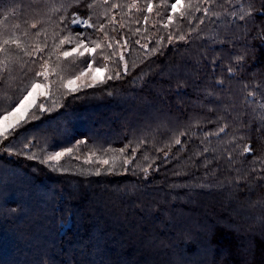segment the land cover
I'll return each instance as SVG.
<instances>
[{
    "label": "trees",
    "instance_id": "obj_1",
    "mask_svg": "<svg viewBox=\"0 0 264 264\" xmlns=\"http://www.w3.org/2000/svg\"><path fill=\"white\" fill-rule=\"evenodd\" d=\"M91 2L0 0V33L29 51L46 43L43 55L51 54V69L65 84L88 60L62 57L55 67L58 51L72 45L54 46L78 31L72 14L97 25L114 16L107 38L84 31L114 45L105 54L117 52L94 66H106L105 77L121 71L119 79L71 94L51 75L50 99L37 100L48 111L32 107L19 138L0 143V264H264V0H216L215 16L172 43L170 32L187 35L198 20L177 15L164 28L170 9L163 0H152L151 13L142 10L145 0L137 8L133 0H100L89 9ZM115 3L121 7L111 8ZM60 17L67 19L61 24ZM125 39L127 74L116 44ZM33 60L14 46L7 58L0 53V75L11 76L0 81V112L26 94L38 67ZM21 66L31 69L27 75ZM25 143L33 146L23 149ZM245 145L252 155L243 154ZM65 148L74 152L58 168L41 162ZM121 148L134 155L132 164L120 166ZM32 153L36 159L27 158ZM112 158L116 171L105 172L111 165L99 161ZM98 168L101 175L92 174Z\"/></svg>",
    "mask_w": 264,
    "mask_h": 264
},
{
    "label": "snow or ice",
    "instance_id": "obj_2",
    "mask_svg": "<svg viewBox=\"0 0 264 264\" xmlns=\"http://www.w3.org/2000/svg\"><path fill=\"white\" fill-rule=\"evenodd\" d=\"M74 2L79 5L81 0H74ZM100 0H93L91 3H86V7L89 9H93L96 7L97 3H99ZM216 0H174V2L168 4V0H163V3L166 8L170 9L168 12V15L166 17L167 23H163L164 28H168L170 24L174 23L173 17L178 15V18L180 20H187L189 24L194 19L198 20V24L196 27H193L191 31L185 35L180 34L179 36L176 35L174 32H170L168 34V43H172L175 40H181L186 41L191 36L192 32H197L198 25L205 23V18L215 16L216 13L212 11L211 6L215 4ZM104 4H109L110 0H103ZM139 4V0H133V3L130 5L132 8H137ZM208 5V6H204ZM63 6V5H61ZM111 8H119L121 5L119 3L111 4ZM141 10V9H138ZM145 10L148 13H151L153 11V3L152 0H145V8L142 9ZM52 11H58L55 7L52 8ZM194 13H203L201 17H195ZM103 15L107 16L108 13L105 11ZM241 20L245 18L244 14H241L239 17ZM67 19V17H60L59 23H63L64 20ZM90 19V18H89ZM89 19H85L81 17V15L77 13H73L72 17L70 19V23L72 25H75L78 29L76 31L75 35L71 34V31H69L68 35L63 36L59 39V43L55 45L54 47L59 50L63 48L64 45H72V47L65 49L63 51H58V54L56 55V62L55 67H60V61L61 58H73V63H75L76 59L83 58L85 56L88 57V60L85 62V67L79 71L78 75H74L73 78L68 79L67 83L65 84L64 78L60 76L59 72H56L51 69V54L48 55L47 58L43 55L45 53V49L47 48V44L45 43L43 46L40 44H36L32 51H29L28 48L22 47L23 42L18 37L13 36H5L4 33H0V53L5 54V57L7 58V54L10 48L13 46L20 51L24 52L25 55L28 56H36L38 57L37 60H33V64H38L37 69L33 72V78L31 80L30 86L25 88L26 94L22 96L21 99L16 101L10 108V110H7L5 112H0V143H3L4 141H8L10 136L17 135L18 130L21 128H25L27 124L31 122V119L29 118L28 112L29 108L32 107H38V110L42 113L45 111H48V109L45 107L44 102H40L37 105V100L40 97H43L44 100H49V88L51 85L48 83L49 77L51 75H56L57 77V86L58 88H64L66 87L68 92L71 93H77L79 91L84 90L85 88L89 87H95L97 83H106L107 80H113V79H119L121 77V71L119 68L114 72V74L107 75L105 77V72L108 70L107 67H93L95 64H97V60L99 59L102 63L104 61H112L113 57L117 55L116 51H113L111 54H105L104 49L105 48H113L114 45L109 41L107 43H103L101 40H93L91 36H88L85 33V29H95L96 31L103 33L105 38H107V32L105 31L107 24H112L115 21V17L112 16L107 20V24L100 23H90ZM148 17H144V23H147ZM121 27H124L125 25L121 24ZM32 28H37V24H32ZM115 30V29H113ZM137 33L140 32V29L137 28L135 30ZM147 31V29H145ZM177 31L179 29L177 28ZM37 36L40 35V32L37 31ZM261 38L264 39V31L261 33ZM136 44H140V40L135 41ZM116 44L120 46L121 49H123L125 46H127L128 41L127 39L124 40L123 44L120 43V41H116ZM164 44L163 38H160L156 42V47L153 48V54H155L157 51H160V46ZM91 45V46H90ZM142 48L147 49L148 45L143 44L141 45ZM98 49L100 50L98 52ZM243 57H237V60H242ZM118 61L123 62V73L127 74L128 72V63L125 60V56L123 51H119L118 55ZM31 69L25 70L23 66H21V71L24 72L25 75H27V72ZM4 72H11L10 69L7 68V65H5ZM229 71H232L231 68H229ZM88 72H92L93 75L91 77L92 81L94 83L91 84H84L79 85L77 84V81L80 80L82 76L87 75ZM37 78H43V82H39ZM11 79V76H3L0 75V81H3L7 83ZM43 89V91H40ZM249 95L255 96V93H250ZM54 103V101H52ZM261 107H264V105H261ZM35 115V114H33ZM225 131L224 127L219 128L217 135L219 133H222ZM211 135V133H209ZM17 138L18 135H17ZM175 144H181L180 139L175 140ZM33 145H30V143H25L23 145V149H28ZM140 145H137V148ZM137 148H133V153L137 150ZM4 151L8 152L9 154H15L13 153L12 148L10 145L5 144L4 145ZM207 151V149H205ZM74 152L73 148H65L63 151H55L51 154H48L46 159L42 160V163H50L55 162L53 164L54 168L59 167V161L62 157L66 155H71ZM119 152L122 154V160L120 163V166L123 167L124 165L132 164L133 159L135 158L134 155H123L126 152V148L119 149ZM254 152V149L251 145H245L243 148V154L245 155H252ZM19 154L24 155L23 151H21ZM165 156H167V153H165ZM28 159H36V154L32 153L30 155H27ZM144 159H148V157L145 155ZM86 163H92L93 161L91 159H86ZM102 165H111L109 168L104 169L105 172L113 173L116 171L115 166V158L110 159H101L99 161ZM139 167V165H137ZM151 167V165H149ZM128 169L125 168L124 171H127ZM141 171H143L145 174L148 173V168H141ZM97 176L101 175V170L98 168L95 170L94 173Z\"/></svg>",
    "mask_w": 264,
    "mask_h": 264
},
{
    "label": "rangeland",
    "instance_id": "obj_3",
    "mask_svg": "<svg viewBox=\"0 0 264 264\" xmlns=\"http://www.w3.org/2000/svg\"><path fill=\"white\" fill-rule=\"evenodd\" d=\"M84 18V17H83ZM86 19V18H85ZM70 26H75V25H72L71 23H70ZM69 46H71V45H69ZM70 48V47H69ZM123 51V53H125V51H127V49H123L122 50ZM94 68L95 67H97V66H93ZM100 67H104V66H100ZM107 72V71H106ZM105 72V73H106ZM92 75H93V73L92 72H88L87 73V75H85V76H82L81 78H80V80H78L77 81V84H79V85H84V84H91V83H94L93 81H92V79H91V77H92ZM105 75V74H104ZM97 84H99V83H97ZM96 84V85H97ZM40 91H43V89H41ZM31 108H29V110H30ZM96 116V113L94 114V117ZM2 153V151H0V154Z\"/></svg>",
    "mask_w": 264,
    "mask_h": 264
}]
</instances>
